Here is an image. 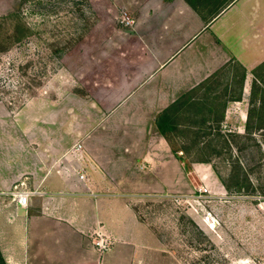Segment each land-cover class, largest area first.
<instances>
[{"label":"rangeland","instance_id":"1","mask_svg":"<svg viewBox=\"0 0 264 264\" xmlns=\"http://www.w3.org/2000/svg\"><path fill=\"white\" fill-rule=\"evenodd\" d=\"M18 2L0 0V181L9 182L23 169L24 156L37 167V158L68 147V140L106 118L105 107L120 96L114 83L139 70L132 59L141 53L140 41L154 38L157 44L167 22H185L188 34L208 27L230 4L22 0L16 26L12 12ZM243 72L238 62L228 61L178 98L181 104L171 113L177 129L169 135L186 158L185 187L164 195L139 191L133 198L147 228L137 264H264V117H253L254 139L244 138L238 153L256 191L229 193L214 169L229 178L230 134H245L248 111L259 106V96L251 101L252 89L237 103L243 99ZM56 137L62 143L50 141ZM31 179L27 174L10 184L32 188Z\"/></svg>","mask_w":264,"mask_h":264},{"label":"crops","instance_id":"2","mask_svg":"<svg viewBox=\"0 0 264 264\" xmlns=\"http://www.w3.org/2000/svg\"><path fill=\"white\" fill-rule=\"evenodd\" d=\"M161 30L157 44L139 42L141 53L132 59L139 70L114 83L120 96L95 129L54 155L36 157L37 167L24 156L23 169L0 181L6 264H137L147 228L133 198L185 187L187 175L157 127L158 115L228 61L246 69L237 103L251 94L254 69L264 62V0H230L208 27L189 34L185 22L163 23ZM27 174L37 191L24 206L8 190ZM101 238L110 240L108 250H100Z\"/></svg>","mask_w":264,"mask_h":264},{"label":"trees","instance_id":"3","mask_svg":"<svg viewBox=\"0 0 264 264\" xmlns=\"http://www.w3.org/2000/svg\"><path fill=\"white\" fill-rule=\"evenodd\" d=\"M230 5V4H229ZM228 5V6H229ZM227 6V7H228ZM226 7V8H227ZM21 8H22V0L17 3L16 7L14 8L12 12V16H16L19 21L16 22V26H19L22 22L20 15H21ZM225 10V9H224ZM222 10V11H224ZM221 11V12H222ZM219 12L215 17L220 15ZM214 17V18H215ZM242 66V65H241ZM243 67V66H242ZM244 72L242 74V85L245 82L246 78V69L243 67ZM254 74L256 75V80L253 82V88H252V98L251 101L255 100V96L257 95L256 98L259 96V106L258 107H252L248 111V118H247V123H246V132L245 134H242L240 132H232L230 136L232 137V140L230 139V176L229 178H225L220 174L217 168L214 167L215 171L218 173L220 180L226 190L229 193H249V192H255L256 188L254 187L252 183V179L250 176V172L246 169L245 165L241 162L240 155L238 154L239 152L242 151L241 144H245L242 140L245 138L252 139L253 138V133L252 132V125L251 122L253 120V117L256 115H259L261 117H264V62H262L258 67L254 69ZM262 84V86H261ZM243 88V87H242ZM240 99V98H237ZM181 100L177 99L175 102H173L166 110H164L160 115H158L156 123L159 131L164 135V137L168 140V142L171 145L172 151L176 155V157L181 161L185 162L186 158L183 156L181 149H177L173 142L172 139L169 135V131H174L177 129V124L174 121V117L171 114L172 109L175 108L177 105L181 104ZM222 117L224 119L225 113L222 114ZM261 129H264V126H260ZM254 139V138H253ZM228 141H226L227 143ZM228 145V143H227ZM195 162H211V160L203 158V159H196ZM190 166V165H189ZM264 193V190L262 191ZM0 264H6L4 257L2 256V253L0 252Z\"/></svg>","mask_w":264,"mask_h":264},{"label":"built area","instance_id":"4","mask_svg":"<svg viewBox=\"0 0 264 264\" xmlns=\"http://www.w3.org/2000/svg\"><path fill=\"white\" fill-rule=\"evenodd\" d=\"M77 150H80L83 145L79 142L75 145ZM83 178L84 175H81ZM36 189L29 188L26 184H17L12 188L8 194H10L17 203L22 204L24 206L28 205V201L31 195L36 193ZM110 241L108 238H101L98 240L97 244L100 250L105 251L108 250L110 247Z\"/></svg>","mask_w":264,"mask_h":264}]
</instances>
